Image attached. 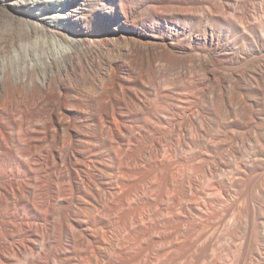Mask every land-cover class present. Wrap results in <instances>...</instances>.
I'll use <instances>...</instances> for the list:
<instances>
[{
    "label": "bare ground",
    "instance_id": "obj_1",
    "mask_svg": "<svg viewBox=\"0 0 264 264\" xmlns=\"http://www.w3.org/2000/svg\"><path fill=\"white\" fill-rule=\"evenodd\" d=\"M182 263L264 264V0H0V264Z\"/></svg>",
    "mask_w": 264,
    "mask_h": 264
},
{
    "label": "rangeland",
    "instance_id": "obj_2",
    "mask_svg": "<svg viewBox=\"0 0 264 264\" xmlns=\"http://www.w3.org/2000/svg\"><path fill=\"white\" fill-rule=\"evenodd\" d=\"M136 131H137V132H136ZM136 131H135L136 133H134V134H136L137 137H141V136H142V134L140 133L141 131H140V130H139V132H138V130H136ZM137 133H138V134H137ZM140 134H141V135H140ZM136 135H135V136H136ZM143 142H144V141H143ZM145 142H146V141H145ZM164 144H166V146H164ZM164 144H163V147H164L163 149H165V151H164V155H163V154H162L163 156L161 155L163 159L160 157L159 159H160L161 161L158 159L159 162H163V161H165V157H166V158L169 157V154H170L169 151L167 150V149L169 148L170 145H167L168 143H164ZM165 147H166V148H165ZM147 148H148L147 151H148V154H149L150 151H151V150L149 151V148H152V147H151L150 144H148V145H147ZM166 150H167V151H166ZM166 152H168V153H167L168 155L165 154ZM165 155H166V156H165ZM20 156L23 157V155H19V157H20ZM22 157H20V158H22ZM26 157H27V156H25V158H26ZM28 157H29V156H28ZM28 157L26 158V161H27V162H30L29 160L32 159V156H30L31 159L28 158ZM170 157H171V154H170ZM170 157H169V158H170ZM25 158H24V157L22 158L24 162H26V161H25ZM169 158H167L166 161H168ZM141 159H142V158H141ZM169 160H170V159H169ZM143 165H144V164H143ZM177 165L179 166V163L176 164L175 167H178ZM144 166H145V165H144ZM180 167H181V166H179L178 168L180 169ZM178 168H176V169L179 170ZM156 175H157V174H156ZM160 176H162V175H160ZM160 176L158 177V181H160V182H158V183H160V184L162 183V185H163L164 182H165V180H164L165 178H163L164 176H162V177H160ZM11 178L13 179L14 177H11ZM152 178H153V177H152ZM162 178H163V179H162ZM14 179L17 180V178H14ZM19 180H20V179L18 178V181H19ZM161 180H162V182H161ZM153 182H154V181H152V185H151V187H152L153 184L155 183V182H154V183H153ZM155 184H156V183H155ZM147 186H149V187H147L148 189H149V188H150L151 190L153 189V187H152V188L150 187V184H149V183L147 184ZM158 194H160V193H158ZM158 194H157V195H158ZM139 196H140V195L137 194V197H139ZM158 196L160 197V195H158ZM155 198H156V197H155ZM158 200H160V199H158ZM159 202H160V201H159ZM162 204H163V203H162ZM158 208H159V207H158ZM147 209H149V208H147ZM149 210H150V209H149ZM149 210H147V211H149ZM146 213H148V215L153 214V213H151V210H150V212H146ZM149 218H150V216H149ZM198 218H199V217H197V219H196V218L194 219V221H195L196 224L199 225V223H204V222H205V219H204V221H203L202 218H200V219H198ZM152 219H154V215L151 217L150 221H155V220H152ZM196 220H197V221H196ZM200 220H201V221H200ZM198 222H199V223H198ZM154 223H155V222H154ZM154 223H153V224H154ZM229 239H230L229 241L232 240L231 238H229ZM229 241L227 240L226 243H227V242L229 243ZM228 243H227L226 245H229ZM236 243H239V242H236L234 239H233V241H231V244H232V245H234V244L237 245ZM235 245H234V246H235ZM153 252H154V253L152 254V257H155V253L157 254V251H153ZM153 255H154V256H153ZM184 261H185V260H183V261H181V262H184ZM185 262H186V261H185ZM182 264H184V263H182ZM187 264H188V263H187Z\"/></svg>",
    "mask_w": 264,
    "mask_h": 264
}]
</instances>
